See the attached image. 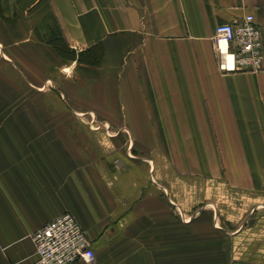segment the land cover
Returning a JSON list of instances; mask_svg holds the SVG:
<instances>
[{
  "label": "crops",
  "instance_id": "1",
  "mask_svg": "<svg viewBox=\"0 0 264 264\" xmlns=\"http://www.w3.org/2000/svg\"><path fill=\"white\" fill-rule=\"evenodd\" d=\"M246 13L264 33V0H0V264L64 212L75 264H184L195 222L190 264H264V60L213 46Z\"/></svg>",
  "mask_w": 264,
  "mask_h": 264
},
{
  "label": "built area",
  "instance_id": "2",
  "mask_svg": "<svg viewBox=\"0 0 264 264\" xmlns=\"http://www.w3.org/2000/svg\"><path fill=\"white\" fill-rule=\"evenodd\" d=\"M221 72H256L264 60V33L252 13L216 25L213 35ZM37 264L93 263L92 241L70 212H64L33 231Z\"/></svg>",
  "mask_w": 264,
  "mask_h": 264
},
{
  "label": "rangeland",
  "instance_id": "3",
  "mask_svg": "<svg viewBox=\"0 0 264 264\" xmlns=\"http://www.w3.org/2000/svg\"><path fill=\"white\" fill-rule=\"evenodd\" d=\"M198 223L195 222L191 225H184L183 232H184V238H183V263L184 264H190V263H198L202 260L206 259V257L197 255L199 251H201L205 246V239L198 240L194 237V234L192 229L196 227ZM200 231H202V227H200ZM169 248L173 249V245H168ZM222 258L223 257H214L215 264H222Z\"/></svg>",
  "mask_w": 264,
  "mask_h": 264
}]
</instances>
